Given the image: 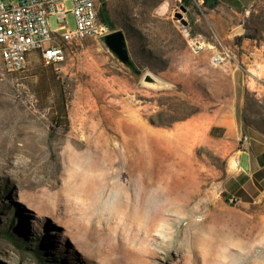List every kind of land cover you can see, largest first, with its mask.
Here are the masks:
<instances>
[{
    "label": "rangeland",
    "instance_id": "rangeland-1",
    "mask_svg": "<svg viewBox=\"0 0 264 264\" xmlns=\"http://www.w3.org/2000/svg\"><path fill=\"white\" fill-rule=\"evenodd\" d=\"M101 2L133 66L88 38L0 75V264H264V0L218 10L243 34L187 9L199 52L184 0Z\"/></svg>",
    "mask_w": 264,
    "mask_h": 264
},
{
    "label": "built area",
    "instance_id": "built-area-1",
    "mask_svg": "<svg viewBox=\"0 0 264 264\" xmlns=\"http://www.w3.org/2000/svg\"><path fill=\"white\" fill-rule=\"evenodd\" d=\"M101 6V0H0V75L25 72L32 52H40L48 63H61L65 59L61 43L105 38L110 28L101 19ZM69 13L75 17L74 29L68 25ZM52 16L56 17V28L52 27ZM178 22L188 44L201 51L203 43L193 35L189 24Z\"/></svg>",
    "mask_w": 264,
    "mask_h": 264
},
{
    "label": "crops",
    "instance_id": "crops-1",
    "mask_svg": "<svg viewBox=\"0 0 264 264\" xmlns=\"http://www.w3.org/2000/svg\"><path fill=\"white\" fill-rule=\"evenodd\" d=\"M219 2V4L217 5V7L215 8H210L209 10V15H211L213 17V22H214V27L217 30V32L219 34H232L234 31H236L238 29V26L240 25H236L235 20H227V27L224 25L223 23H225V19L222 17L223 15L220 14V12L218 11L220 8H223L224 10H226V13L228 15V17H233L234 14H238V10L242 7H245V4H248L249 1H255V0H217ZM204 3V0H193L192 1H188L187 4V9L191 12L192 14V8H194V6L198 7L201 11L202 16H207V13L203 12L201 7ZM204 9L207 10L206 7H204ZM199 20L202 19L201 15H199L198 17ZM237 106L235 105V112L234 114H230L229 116H227L226 118L222 119V125L227 129L231 128L230 125H236V127L238 126L239 122H238V116H237ZM229 132V131H226ZM262 160H261V159ZM248 163H246V168H245V173L244 175H249V173L252 171V164L251 162L248 160ZM262 169H264V153H259L256 155V166H254V170L252 171V174L254 175L255 173H259ZM241 172V170H240Z\"/></svg>",
    "mask_w": 264,
    "mask_h": 264
},
{
    "label": "water",
    "instance_id": "water-1",
    "mask_svg": "<svg viewBox=\"0 0 264 264\" xmlns=\"http://www.w3.org/2000/svg\"><path fill=\"white\" fill-rule=\"evenodd\" d=\"M183 12H178L176 17L185 25L188 21L184 17V13L187 12V8L182 7ZM245 32L244 27L238 28L234 34H243ZM105 42L108 47L113 51V53L124 63L133 66V62L130 59V55L127 49V43L124 33L121 30L114 31L105 36ZM145 81L149 83H157L158 80L151 76L150 74L145 76Z\"/></svg>",
    "mask_w": 264,
    "mask_h": 264
},
{
    "label": "trees",
    "instance_id": "trees-1",
    "mask_svg": "<svg viewBox=\"0 0 264 264\" xmlns=\"http://www.w3.org/2000/svg\"><path fill=\"white\" fill-rule=\"evenodd\" d=\"M188 1H192V3H193V0H184V7L186 8L187 7V2ZM204 4L207 6H209L210 8H215V7H217V5L219 4V2L217 1V0H204ZM105 6H106V4L105 3H103V6H102V8H101V11H100V14H101V16H102V19H103V21L107 24V23H109V20H108V18H107V15H106V12H105ZM194 8H196V6H194ZM261 159V158H260ZM262 160V159H261Z\"/></svg>",
    "mask_w": 264,
    "mask_h": 264
}]
</instances>
